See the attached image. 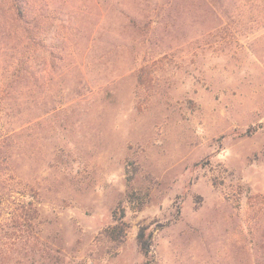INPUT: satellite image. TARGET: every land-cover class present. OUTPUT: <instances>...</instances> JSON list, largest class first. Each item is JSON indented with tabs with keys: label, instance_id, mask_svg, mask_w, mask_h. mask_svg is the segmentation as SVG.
Segmentation results:
<instances>
[{
	"label": "rangeland",
	"instance_id": "obj_1",
	"mask_svg": "<svg viewBox=\"0 0 264 264\" xmlns=\"http://www.w3.org/2000/svg\"><path fill=\"white\" fill-rule=\"evenodd\" d=\"M0 157V264H264V0H0Z\"/></svg>",
	"mask_w": 264,
	"mask_h": 264
},
{
	"label": "trees",
	"instance_id": "obj_2",
	"mask_svg": "<svg viewBox=\"0 0 264 264\" xmlns=\"http://www.w3.org/2000/svg\"><path fill=\"white\" fill-rule=\"evenodd\" d=\"M19 20H22L21 18H18ZM5 161V160H4ZM3 159L0 157V165H4ZM114 228L112 229V231ZM111 231V232H112ZM137 244L139 247V250L143 254L145 258L149 257L150 249H151V236H145L144 228H141L137 234Z\"/></svg>",
	"mask_w": 264,
	"mask_h": 264
}]
</instances>
